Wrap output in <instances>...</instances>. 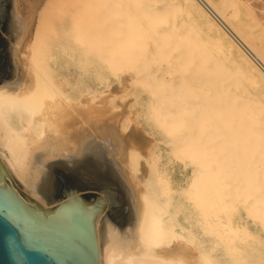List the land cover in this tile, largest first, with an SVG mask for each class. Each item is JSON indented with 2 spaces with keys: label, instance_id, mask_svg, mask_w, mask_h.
<instances>
[{
  "label": "bare ground",
  "instance_id": "obj_1",
  "mask_svg": "<svg viewBox=\"0 0 264 264\" xmlns=\"http://www.w3.org/2000/svg\"><path fill=\"white\" fill-rule=\"evenodd\" d=\"M58 1L39 12L29 46L0 47V187L35 225L70 235L74 217L85 221L98 264H264V46L234 22L238 8ZM63 61L76 63L88 98L104 92H91L94 75L110 85L106 67L149 90L155 122L194 164L187 187L157 165L137 177L138 150L118 156L106 134L92 136ZM176 192L193 194L191 205Z\"/></svg>",
  "mask_w": 264,
  "mask_h": 264
},
{
  "label": "rangeland",
  "instance_id": "obj_2",
  "mask_svg": "<svg viewBox=\"0 0 264 264\" xmlns=\"http://www.w3.org/2000/svg\"><path fill=\"white\" fill-rule=\"evenodd\" d=\"M49 1L50 0H0V47L1 46L2 47L3 46H8V47L10 46H29L32 40V37H33V33L35 31L36 24L38 22L37 20H39V17H38V15L40 16L39 12L43 10V6L48 4ZM52 1L53 0H51V2ZM214 1L216 2L217 5H219L220 9L225 11L227 15L231 14V12L233 14V11L236 8H238L237 9L238 11H235L236 13L234 12L235 14L233 15L231 14L232 16L231 15H228V16H231L232 18H234V16L237 15L238 19L237 20L233 19V20L235 23L239 24L241 28L240 29L241 32L245 35L247 33L246 36L249 38H252L251 41L256 46L257 44L258 46H264L262 45L264 42V0H233V2H230L229 0L227 5H226L227 2H225V5H226L225 7L223 5L225 0L224 1L222 0L223 3L221 0H214ZM229 2L230 4L234 2L235 3L229 6L230 5ZM236 3L237 5H235ZM50 4L47 6H50ZM228 6L231 8H228ZM234 6H236L235 9H234ZM10 23H11L12 31L9 30ZM63 62H64L63 64L67 63V61H63ZM72 69H73V72H72ZM77 69L78 67L76 63H71L70 65H67V66L65 64V67L63 68L62 73L67 74V76L72 75V77H70L72 80V83L75 84L74 86L79 92V93L77 92L78 95L76 94V96H79L77 97L76 101L78 102L82 101L83 103L87 104L86 112L84 111L85 106L83 103L78 104L77 102L75 103L76 105L74 104L75 106L73 108L76 110V111L74 110V112L79 117L80 119L79 121H82L81 119L83 118L85 114L87 115L85 117H89L86 119L90 120V121L87 120V122L90 123L89 125H90L91 130L93 129L92 136L99 137L102 134L101 138L104 139L106 135L107 136L109 135V137L106 136L108 139H106L105 137V140L107 143L112 142L110 143V147L113 150V152L116 153V155L118 156L128 155L129 151L132 150L133 148H135L133 149L135 151L138 150L137 152H139V154L135 152L136 153L135 158L138 162V171H139V172L137 171V177H143L144 176L143 174H145L146 172H149V170L154 169L155 168L154 165H157L159 170H162L163 175L165 173L166 181L173 183L172 186L176 188H180L181 186L187 187L188 183L190 182V179L192 178L193 170L195 169L194 164H192L193 163L191 162L192 159L190 160L188 155L186 156L185 153L180 152L182 150L180 147H177L176 145H174V140L173 138H171L172 137L171 132L166 133V131L164 130L165 128L163 129L162 127H159L160 125H157L156 123L157 114H154L156 113V109L153 108L154 109L153 110L151 108V102L153 103L155 99L151 97L149 90L136 85L132 81L125 80L126 74L124 73L123 75L121 74L122 78L120 80L122 81L120 82V80L116 76L117 72L116 73L115 71L112 72L111 71L112 69L110 70V68L108 69V67H106L103 69L104 76H106L109 79L108 82L111 86L109 85L110 87L108 86L107 88L104 87L105 89L102 88L101 86H99L101 82L100 81L101 78L97 75H94L91 79L88 80L89 85H91V88H90L91 92L96 91V89L102 90L104 92L103 93H92L93 96L91 95L89 99L88 96L80 93V88L83 89V86L80 87L79 82L82 79L78 71L80 69L78 70ZM118 87L119 88L123 87L121 90L122 91L121 93L120 91L119 92L116 91L117 89H119ZM125 88L127 90L124 91ZM107 90L109 91L114 90L113 91L114 94L111 92L112 94L111 96H113V99L110 95L108 96L109 91L107 92ZM253 90L254 89L251 87L249 92L253 96H255ZM116 92L119 94H117ZM255 92H258V91L255 90ZM258 93H256L257 95L256 97L260 99L259 97L260 93L259 94ZM99 94H101V96L104 97V99L99 97L100 96ZM91 97H94V98H91ZM125 98L126 100L124 101ZM90 101L91 102L94 101L92 102L93 105L90 104L91 103ZM120 101H123V105ZM82 110L84 111L85 114L81 112ZM78 111L81 114L83 113L84 115L82 116L80 113H78ZM154 115H155V118H154ZM103 135L105 136L103 137ZM151 138L152 140H150ZM149 140L151 142L153 141L152 145L150 144L151 142L149 143ZM117 142H119L121 146H119ZM167 142L168 143L170 142L172 144H168ZM113 144H114V147L111 146ZM148 144L151 145V148H147V146L150 147V145ZM146 153L148 155L150 153L149 156L151 157H148V159L144 158V156L146 157ZM139 156L143 157L144 160L143 158H140ZM141 161L143 162L146 161L145 162L146 164ZM141 170H143L142 171L143 174ZM174 194L176 197H178V199H180L178 202L181 201L182 203H185L187 205H191V203L194 200L192 199V197L194 198L193 194L192 195L190 194L179 195L180 194L179 192H176ZM235 206H237V208H239L240 210H244L243 209L244 206L242 203L241 204L236 203Z\"/></svg>",
  "mask_w": 264,
  "mask_h": 264
},
{
  "label": "water",
  "instance_id": "obj_3",
  "mask_svg": "<svg viewBox=\"0 0 264 264\" xmlns=\"http://www.w3.org/2000/svg\"><path fill=\"white\" fill-rule=\"evenodd\" d=\"M73 220L65 229L72 231L70 235L47 222L35 225L0 187V264H98L91 228L83 220Z\"/></svg>",
  "mask_w": 264,
  "mask_h": 264
}]
</instances>
